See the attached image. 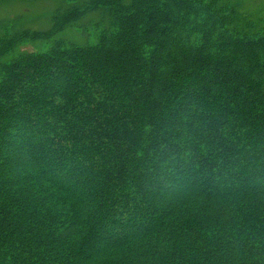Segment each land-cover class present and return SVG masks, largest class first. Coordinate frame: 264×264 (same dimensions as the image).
Returning <instances> with one entry per match:
<instances>
[{
  "label": "trees",
  "instance_id": "obj_1",
  "mask_svg": "<svg viewBox=\"0 0 264 264\" xmlns=\"http://www.w3.org/2000/svg\"><path fill=\"white\" fill-rule=\"evenodd\" d=\"M235 3L0 32V264H264V21Z\"/></svg>",
  "mask_w": 264,
  "mask_h": 264
},
{
  "label": "rangeland",
  "instance_id": "obj_2",
  "mask_svg": "<svg viewBox=\"0 0 264 264\" xmlns=\"http://www.w3.org/2000/svg\"><path fill=\"white\" fill-rule=\"evenodd\" d=\"M64 2L65 0H0V32L1 34H6L7 30L11 33L10 35H12L13 32H22L23 34L25 32L31 33L29 35L30 38L24 39V43L19 46V51L47 50L48 44L52 42L49 41V39L46 40L43 38L33 39L34 37L31 38V35H33L32 32L48 30L52 25L53 15L56 12L55 10L60 6L64 8ZM235 4L243 10L242 13L246 18L252 16L264 21V0H236ZM90 29L93 31L90 25H88V30L90 31ZM78 35L80 34L76 36ZM83 36V39H85L86 36ZM90 37L93 38L94 34L90 35ZM17 51V49L13 50L12 54L17 53ZM8 57L9 56L5 57L3 60ZM73 144H75V142H73ZM107 168L106 170L105 167L106 172L103 175L104 179H110L113 174V169H110V167ZM238 169H242V167ZM200 178L202 179L203 176ZM223 182L224 181H222V183ZM142 186L149 187L145 183ZM108 190L110 191V189ZM77 205L82 211L81 219L85 222L86 208L80 204Z\"/></svg>",
  "mask_w": 264,
  "mask_h": 264
}]
</instances>
